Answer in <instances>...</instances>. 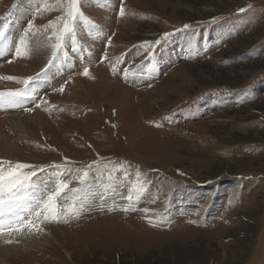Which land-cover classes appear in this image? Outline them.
Instances as JSON below:
<instances>
[{"label":"rangeland","instance_id":"374dc122","mask_svg":"<svg viewBox=\"0 0 264 264\" xmlns=\"http://www.w3.org/2000/svg\"><path fill=\"white\" fill-rule=\"evenodd\" d=\"M0 30V167L82 189L12 264H264V0H0Z\"/></svg>","mask_w":264,"mask_h":264},{"label":"snow or ice","instance_id":"6c2138e0","mask_svg":"<svg viewBox=\"0 0 264 264\" xmlns=\"http://www.w3.org/2000/svg\"><path fill=\"white\" fill-rule=\"evenodd\" d=\"M68 15L72 16L71 10ZM65 31L71 29L65 25ZM62 35H56L57 42L62 39ZM4 36V31L0 30V43H3ZM16 55H20L19 47L16 48ZM84 74L87 75V69ZM20 95V92L0 93V104H15V98ZM30 167L32 166L23 163L10 165L7 171L0 167V234L5 231L22 232L25 229L40 231L39 221H58L60 206L57 200L62 193L66 190L73 194L82 191L79 188H69L67 182L59 181L51 190L48 189V183L44 182L43 188H33L29 194L28 189L32 186L31 180L36 173H25L23 170ZM81 171L83 175L78 179L85 181L87 171ZM128 199L131 200V196Z\"/></svg>","mask_w":264,"mask_h":264},{"label":"bare ground","instance_id":"6f19581e","mask_svg":"<svg viewBox=\"0 0 264 264\" xmlns=\"http://www.w3.org/2000/svg\"><path fill=\"white\" fill-rule=\"evenodd\" d=\"M18 123H19V120L13 119L12 126L14 128H15V126H17L21 130L22 125L20 123L19 124ZM24 128H26V127L24 126ZM41 221H43V220H41ZM22 232H18V233H10L9 232V233H5L3 235H0V258H2V261L4 262V264H12V260H13L12 258L14 257V255L18 254L15 252H11L12 249L8 248V247H11L13 244H16L19 242L18 244L22 243V244L30 245L31 246L30 248H37V249H40L42 247L44 248L46 237L45 238H38L32 234H29L30 232H28V229H25L24 232L23 233ZM35 233H36V231H35ZM9 249H11V250H9Z\"/></svg>","mask_w":264,"mask_h":264}]
</instances>
